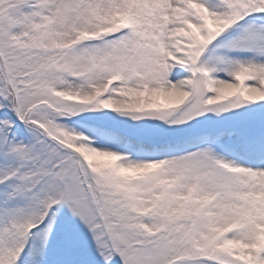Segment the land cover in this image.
Returning <instances> with one entry per match:
<instances>
[{"label": "snow or ice", "instance_id": "6c2138e0", "mask_svg": "<svg viewBox=\"0 0 264 264\" xmlns=\"http://www.w3.org/2000/svg\"><path fill=\"white\" fill-rule=\"evenodd\" d=\"M0 264H264V0H0Z\"/></svg>", "mask_w": 264, "mask_h": 264}]
</instances>
